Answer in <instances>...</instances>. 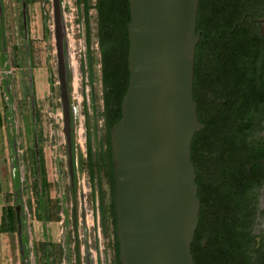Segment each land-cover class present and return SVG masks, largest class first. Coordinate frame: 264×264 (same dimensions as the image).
Instances as JSON below:
<instances>
[{
	"label": "rangeland",
	"instance_id": "rangeland-1",
	"mask_svg": "<svg viewBox=\"0 0 264 264\" xmlns=\"http://www.w3.org/2000/svg\"><path fill=\"white\" fill-rule=\"evenodd\" d=\"M87 1L85 17L80 0H59L73 145L71 179L56 75L52 0H0V126L11 153L7 166L17 183L16 200L8 194L7 206L14 210L19 206L22 239L20 252L15 211V232L9 234L12 264L117 261L109 136L100 117L95 0ZM87 148L94 165L92 181ZM37 156L43 159L46 178L40 211L36 201L41 188L35 185L33 168ZM39 212L46 220L35 217Z\"/></svg>",
	"mask_w": 264,
	"mask_h": 264
},
{
	"label": "water",
	"instance_id": "water-1",
	"mask_svg": "<svg viewBox=\"0 0 264 264\" xmlns=\"http://www.w3.org/2000/svg\"><path fill=\"white\" fill-rule=\"evenodd\" d=\"M126 1L128 82L120 103V120L109 129L118 263L194 264L191 243L200 203L190 145L202 129L192 97L200 0ZM52 13L56 75L72 179L59 0H52ZM19 210L15 206L22 252Z\"/></svg>",
	"mask_w": 264,
	"mask_h": 264
},
{
	"label": "flooded vegetation",
	"instance_id": "flooded-vegetation-1",
	"mask_svg": "<svg viewBox=\"0 0 264 264\" xmlns=\"http://www.w3.org/2000/svg\"><path fill=\"white\" fill-rule=\"evenodd\" d=\"M202 15L192 84L202 129L190 145L200 243L218 241L220 264L255 263L264 260V0H205ZM71 157L73 177L72 143Z\"/></svg>",
	"mask_w": 264,
	"mask_h": 264
},
{
	"label": "trees",
	"instance_id": "trees-1",
	"mask_svg": "<svg viewBox=\"0 0 264 264\" xmlns=\"http://www.w3.org/2000/svg\"><path fill=\"white\" fill-rule=\"evenodd\" d=\"M83 7L85 17L89 10L88 1L80 0ZM205 0H201L198 5L197 25H202L205 20L202 15L203 4ZM94 9L96 12V39L100 55V82L102 86V102L103 109L100 117L103 119L107 133L109 129L120 120V103L126 91L128 82V71L126 56L128 50L127 40V24L129 22V11L126 0H95ZM86 43H89L88 19H86ZM253 56V53H252ZM264 57V53H263ZM87 160L89 166V177L93 180V167L91 161V151L87 148ZM110 166L112 168L111 162ZM34 173L36 175L35 185L40 184V190L37 194V207L40 211L41 201L44 197V188L46 183L45 169L41 156L34 157L33 161ZM112 170V169H111ZM112 175V174H111ZM40 180H38L39 178ZM112 179V176H111ZM113 194V182H112ZM112 213L114 216L113 202ZM38 220H46L45 214H35ZM15 210L9 206L3 209L1 232L13 234L15 232ZM203 216L199 213V222L194 234V240L191 244V254L194 264H220V253L222 247L214 244L212 240L207 242L205 246L200 243V233H202ZM230 233V231H228ZM218 242V241H217ZM22 243V239H21ZM116 244V241H115ZM226 252L235 251V247L231 243H227ZM116 256L118 263V248L116 244ZM243 262V264H264V260L255 263Z\"/></svg>",
	"mask_w": 264,
	"mask_h": 264
},
{
	"label": "crops",
	"instance_id": "crops-1",
	"mask_svg": "<svg viewBox=\"0 0 264 264\" xmlns=\"http://www.w3.org/2000/svg\"><path fill=\"white\" fill-rule=\"evenodd\" d=\"M1 110V109H0ZM3 116L0 113V119ZM6 138L3 134V126H0V223L2 221L3 209L7 206L8 194H13V201L16 200L17 183L13 177L14 172H9L7 159H11L9 147L5 145ZM10 175V177H9ZM7 232L0 231V264L11 263L12 241ZM20 248V247H19Z\"/></svg>",
	"mask_w": 264,
	"mask_h": 264
},
{
	"label": "bare ground",
	"instance_id": "bare-ground-1",
	"mask_svg": "<svg viewBox=\"0 0 264 264\" xmlns=\"http://www.w3.org/2000/svg\"><path fill=\"white\" fill-rule=\"evenodd\" d=\"M68 55H69V53H68ZM68 59H69V58H68ZM68 64H69L70 71H71L72 74H73V72H74V64H73V61L71 60V57H70V59H69Z\"/></svg>",
	"mask_w": 264,
	"mask_h": 264
}]
</instances>
